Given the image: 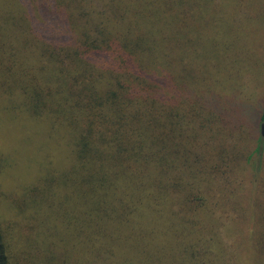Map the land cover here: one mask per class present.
<instances>
[{
	"label": "trees",
	"instance_id": "1",
	"mask_svg": "<svg viewBox=\"0 0 264 264\" xmlns=\"http://www.w3.org/2000/svg\"><path fill=\"white\" fill-rule=\"evenodd\" d=\"M0 264H264V0H0Z\"/></svg>",
	"mask_w": 264,
	"mask_h": 264
},
{
	"label": "rangeland",
	"instance_id": "2",
	"mask_svg": "<svg viewBox=\"0 0 264 264\" xmlns=\"http://www.w3.org/2000/svg\"><path fill=\"white\" fill-rule=\"evenodd\" d=\"M246 42H249V41H246ZM261 49V45H255L254 47H252L251 48V50L252 51H254V52H256L257 54L259 53V50ZM250 54L251 55H253V56H255V53H251L250 52ZM258 57H259V55H258ZM254 74H258L257 73V70L255 71V73ZM255 99H256V97H255ZM4 135H5V133H4ZM12 136H10V135H8V136H5V143H4V146H5V149H7L8 151L7 152H12V151H10L11 150V147L9 146V142H12ZM9 154H12V153H9ZM13 155V154H12Z\"/></svg>",
	"mask_w": 264,
	"mask_h": 264
},
{
	"label": "water",
	"instance_id": "3",
	"mask_svg": "<svg viewBox=\"0 0 264 264\" xmlns=\"http://www.w3.org/2000/svg\"><path fill=\"white\" fill-rule=\"evenodd\" d=\"M261 128H262V131H263V125L261 126Z\"/></svg>",
	"mask_w": 264,
	"mask_h": 264
}]
</instances>
